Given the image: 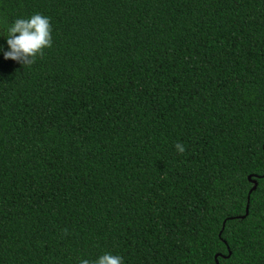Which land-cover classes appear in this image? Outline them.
<instances>
[{"label":"trees","instance_id":"16d2710c","mask_svg":"<svg viewBox=\"0 0 264 264\" xmlns=\"http://www.w3.org/2000/svg\"><path fill=\"white\" fill-rule=\"evenodd\" d=\"M36 13L31 66L0 36V264H264V0H0V32Z\"/></svg>","mask_w":264,"mask_h":264},{"label":"clouds","instance_id":"9594fccd","mask_svg":"<svg viewBox=\"0 0 264 264\" xmlns=\"http://www.w3.org/2000/svg\"><path fill=\"white\" fill-rule=\"evenodd\" d=\"M7 37L9 50L4 53L5 59L17 61L25 66H31L45 54V49L51 48L52 24L49 17L36 13L28 18H17L6 27V32L0 36ZM175 148L179 154L186 149L182 143L177 142ZM67 235V230H64ZM79 264H124L123 257L112 253H104L96 260L81 259Z\"/></svg>","mask_w":264,"mask_h":264},{"label":"water","instance_id":"95a60500","mask_svg":"<svg viewBox=\"0 0 264 264\" xmlns=\"http://www.w3.org/2000/svg\"><path fill=\"white\" fill-rule=\"evenodd\" d=\"M263 176H264V174L263 175H260V176L259 175H256L255 177L256 178H259V177H263ZM256 178L255 179L252 178L251 175L248 176L249 181L253 184L252 187L248 191V198H249V194L251 193V191H253L257 187L258 182H257ZM247 214H248V203L246 204L245 213L244 214H242V215H236V216L229 217V218H234V217L244 218ZM223 226H224V221H223ZM229 254H230V251L228 252V255ZM217 256L218 255H215V260L217 259ZM216 263H217V260H216Z\"/></svg>","mask_w":264,"mask_h":264}]
</instances>
